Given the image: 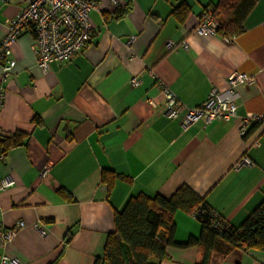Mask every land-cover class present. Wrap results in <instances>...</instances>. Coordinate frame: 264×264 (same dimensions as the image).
I'll return each mask as SVG.
<instances>
[{
    "label": "crops",
    "instance_id": "1",
    "mask_svg": "<svg viewBox=\"0 0 264 264\" xmlns=\"http://www.w3.org/2000/svg\"><path fill=\"white\" fill-rule=\"evenodd\" d=\"M95 1L92 38L82 53L43 72L36 37L24 32L13 47L16 67L0 84L2 136H26L24 145L0 152V180L14 182L0 190V224H26L0 246V257L20 264H103L116 213L139 194L171 198L188 186L234 227L264 203V119L242 134L246 118L264 115V0L241 35L220 38L195 31L219 0ZM27 5L0 0V40ZM181 5L187 10L180 18L174 12ZM235 73L254 81L238 86L232 120L201 117L184 130L181 118L167 116L163 85L193 109L213 90L225 92ZM244 157L252 164L236 168ZM106 171L119 176L111 189L102 180ZM173 220L177 244L200 239L203 229L193 215L178 211ZM167 253L162 264L203 261L197 246H169ZM210 264H264V252L213 253Z\"/></svg>",
    "mask_w": 264,
    "mask_h": 264
},
{
    "label": "trees",
    "instance_id": "2",
    "mask_svg": "<svg viewBox=\"0 0 264 264\" xmlns=\"http://www.w3.org/2000/svg\"><path fill=\"white\" fill-rule=\"evenodd\" d=\"M258 1L219 0L214 11L221 26L220 34L234 37L241 35L244 21ZM184 10H187L186 6L181 5L174 13L181 18ZM25 138L22 133H17L12 138L1 137L0 152L7 153L24 145ZM118 177L115 173L106 171L102 180L111 189ZM60 194L68 197L63 191ZM178 211L193 215L201 224L203 232L200 239H191L183 245L175 242L176 225L173 217ZM214 212L188 186H182L171 198L146 194L131 197L123 210L115 215V232L108 237L103 264H125L117 236L127 246L128 264H162L169 260V246L199 247L203 252L200 264H210L213 253L225 256L233 249L264 252V203L239 227L214 226ZM69 241L70 237L67 239Z\"/></svg>",
    "mask_w": 264,
    "mask_h": 264
},
{
    "label": "built area",
    "instance_id": "3",
    "mask_svg": "<svg viewBox=\"0 0 264 264\" xmlns=\"http://www.w3.org/2000/svg\"><path fill=\"white\" fill-rule=\"evenodd\" d=\"M28 5L18 16L9 22L6 35L0 40V84L7 81L16 67L17 60L13 55V47L17 44L24 32H32L36 37L34 51L37 55V65L47 72L51 62L66 63L74 56L79 55L88 46L92 38L93 25L91 12L98 8L95 0H27ZM220 23L215 17L214 8H208L202 14L198 26L195 28L200 34H208L214 37H221ZM169 50H175L177 45L172 41L168 42ZM188 45L184 43L182 48L187 50ZM254 76L245 73H235L228 79L229 87L225 92L213 90L202 105L189 109L184 103L166 86L163 91L166 97L165 111L169 118H181L182 128L189 129L201 117L208 122L230 121L237 115L239 85L250 84ZM133 87L139 85V80H131ZM6 99L5 89L0 87V110L3 108ZM152 105L154 103L150 101ZM264 119V115L253 114L245 119L242 134L247 127L256 124ZM2 132L0 131V138ZM13 135H8L12 138ZM4 154H0V161ZM252 161L244 157L236 166L251 165ZM50 166L46 165L41 173L44 178L49 172ZM14 184L9 179L0 180V190L9 188ZM0 208V217L2 216ZM215 217L214 226L219 228H230L224 218L213 213ZM26 227L25 222H19L11 229H5L0 224V246L12 242L17 234ZM42 234L43 230L36 226ZM0 264H20L17 260L7 256L0 257Z\"/></svg>",
    "mask_w": 264,
    "mask_h": 264
},
{
    "label": "water",
    "instance_id": "4",
    "mask_svg": "<svg viewBox=\"0 0 264 264\" xmlns=\"http://www.w3.org/2000/svg\"><path fill=\"white\" fill-rule=\"evenodd\" d=\"M117 240H118V244H119L120 250L122 252L123 258H124V262H125V264H128V256L126 255L127 246L122 242V239L119 236H117Z\"/></svg>",
    "mask_w": 264,
    "mask_h": 264
}]
</instances>
